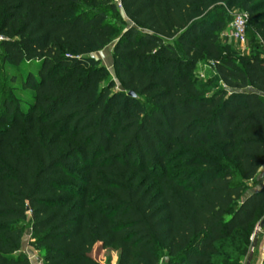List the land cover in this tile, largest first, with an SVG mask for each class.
I'll return each mask as SVG.
<instances>
[{"label": "trees", "instance_id": "1", "mask_svg": "<svg viewBox=\"0 0 264 264\" xmlns=\"http://www.w3.org/2000/svg\"><path fill=\"white\" fill-rule=\"evenodd\" d=\"M235 6L264 45V0H0V264H31L22 222L41 264H244L264 55L221 46ZM111 42L116 83L93 57Z\"/></svg>", "mask_w": 264, "mask_h": 264}, {"label": "rangeland", "instance_id": "2", "mask_svg": "<svg viewBox=\"0 0 264 264\" xmlns=\"http://www.w3.org/2000/svg\"><path fill=\"white\" fill-rule=\"evenodd\" d=\"M241 11L242 10L239 9L238 6H235L227 11V14L225 15V21H226L225 28L219 33L221 46L227 47L229 49L231 56L234 59H239L240 57H243V56H250L251 54L255 52L264 55V45L262 44L261 40L255 41L253 43L247 40L245 45L241 46L231 38L230 36L231 20L234 15L241 13ZM113 22L117 24L118 31L124 27L121 24V19L119 18L115 20L113 19ZM127 23L128 22L126 21V24ZM111 51H112V42L108 44L105 48H103L101 51L95 53L93 57L100 59L102 65L106 68L108 72L107 79L114 81L116 83V76H115V72L113 69ZM4 69L5 68L0 69V74H1L0 82L8 85L7 81L4 78ZM215 78H216L215 74L213 73V70L208 63L200 62L196 64L195 70L193 72V80L205 92H209L219 86V83H217ZM117 87L118 86H116V89ZM252 187H247V189L249 190ZM21 225H22L21 228L23 231V242H22L23 246L29 245L31 239H30V229L28 228L29 227L28 223L22 222ZM258 225H259V222L256 223L252 228V235L248 242V253H249V250L254 240H256V244L262 243L261 234L264 233V228H262V230H260V232H258L254 236V233L256 232ZM237 236H240V235H237ZM258 253H259L258 250H256L254 254V261L258 258ZM228 257L229 256L221 257L220 255H217L215 259L218 261L224 260V262L226 263H231V260ZM117 258H118V252L115 250L109 249L103 254L102 258L100 259L99 264H116ZM31 261H32V264H38L39 262L37 261L35 257L33 258L32 256H31ZM160 264H166L165 257H163Z\"/></svg>", "mask_w": 264, "mask_h": 264}, {"label": "built area", "instance_id": "3", "mask_svg": "<svg viewBox=\"0 0 264 264\" xmlns=\"http://www.w3.org/2000/svg\"><path fill=\"white\" fill-rule=\"evenodd\" d=\"M112 2L120 8V0H112ZM248 23V14L241 12L234 15L231 21V38L239 45L244 46L246 43L245 30ZM262 253L264 256V233L262 234Z\"/></svg>", "mask_w": 264, "mask_h": 264}, {"label": "crops", "instance_id": "4", "mask_svg": "<svg viewBox=\"0 0 264 264\" xmlns=\"http://www.w3.org/2000/svg\"><path fill=\"white\" fill-rule=\"evenodd\" d=\"M263 178H264V163L260 167V169H259V171L257 173L256 185H254V187H252L251 189H249L246 192V194H249L252 191L257 190L260 187V185H261V183L263 181ZM262 234H261V238H262ZM21 250L28 257V259L30 260L31 264H32L31 256L33 258L35 257L37 259V261H39L38 264H41V258L39 257L38 252L35 251L32 247H30L29 245L23 246V243H22ZM256 250H258L259 253H258V258L254 261V254H255ZM263 259H264V256H263V253H262V243H258V244L255 245V248H254V251H253V255H252V259H251L250 264H262V260Z\"/></svg>", "mask_w": 264, "mask_h": 264}, {"label": "water", "instance_id": "5", "mask_svg": "<svg viewBox=\"0 0 264 264\" xmlns=\"http://www.w3.org/2000/svg\"><path fill=\"white\" fill-rule=\"evenodd\" d=\"M128 95H130V96H132V97L135 96V95H134L133 93H131V92L128 93ZM262 228H264V218L259 222L258 228H257L256 232L254 233V236H255L258 232H260V230H262ZM255 245H256V240L253 241L252 246H251V248H250V250H249V253H248V255H247V258H246L244 264H250L251 259H252V255H253V251H254V248H255Z\"/></svg>", "mask_w": 264, "mask_h": 264}]
</instances>
